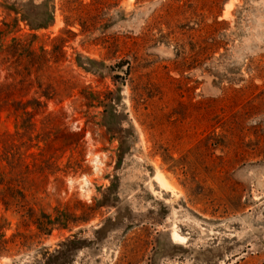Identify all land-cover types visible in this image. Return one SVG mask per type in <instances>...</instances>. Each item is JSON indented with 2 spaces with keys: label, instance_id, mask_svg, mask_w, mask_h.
I'll list each match as a JSON object with an SVG mask.
<instances>
[{
  "label": "rangeland",
  "instance_id": "374dc122",
  "mask_svg": "<svg viewBox=\"0 0 264 264\" xmlns=\"http://www.w3.org/2000/svg\"><path fill=\"white\" fill-rule=\"evenodd\" d=\"M0 29L50 59L23 145L0 110L29 165L0 158V264H264V0H0Z\"/></svg>",
  "mask_w": 264,
  "mask_h": 264
},
{
  "label": "trees",
  "instance_id": "16d2710c",
  "mask_svg": "<svg viewBox=\"0 0 264 264\" xmlns=\"http://www.w3.org/2000/svg\"><path fill=\"white\" fill-rule=\"evenodd\" d=\"M6 25L9 26V23H6ZM11 31L0 29V110L7 111L9 116H15L18 133H21L22 130L19 144L23 145L26 142L22 141V138L25 136L23 132L25 133L35 129V123L31 121L32 118L38 114L37 110L40 109L43 104L41 97H50H48L43 90L41 91L42 94L25 101L24 97L26 94L20 93L24 89H27L28 94L35 86L38 87V90L34 93L37 94L39 92V89L45 84L42 80L46 79L45 75L50 67V59L47 57L48 52L44 48H42V52H37L32 43L28 45L18 36H13L11 41H8V36ZM29 107L32 108V111L28 110ZM26 116H29V119L26 118ZM78 136L79 135L76 133L66 134L62 132L48 140L44 147H41L42 142L38 140L34 145L30 146L28 150H30L31 147H37L41 150L38 153L40 155H43V151L47 154L54 153L64 148L69 143L79 142L81 136ZM5 137L6 136L3 137V135L0 134V142L4 141L3 138ZM5 142L9 143L6 146L9 147V149H5L6 152L0 153V158L7 159L6 161L8 164H12L14 170L24 165V163L25 167L28 168L29 165L25 162V153L20 152L19 146L21 145L17 143L15 136L7 135ZM36 154L35 151L30 152V156H35ZM5 159H0V161H4ZM8 177V172L2 165V162H0V178L3 180L9 179L3 191L21 192L24 194V190L14 186ZM4 203L7 204L8 201L5 200ZM12 203L16 204L19 208L25 207V205L20 202L13 201ZM34 222L38 225V228L44 232L52 231L53 226L57 223L56 220L52 219L42 221L35 219ZM1 236L4 237V234H1Z\"/></svg>",
  "mask_w": 264,
  "mask_h": 264
},
{
  "label": "bare ground",
  "instance_id": "6f19581e",
  "mask_svg": "<svg viewBox=\"0 0 264 264\" xmlns=\"http://www.w3.org/2000/svg\"><path fill=\"white\" fill-rule=\"evenodd\" d=\"M176 236H177V235H176ZM176 236H175V237H176ZM176 238H177V237H176Z\"/></svg>",
  "mask_w": 264,
  "mask_h": 264
}]
</instances>
